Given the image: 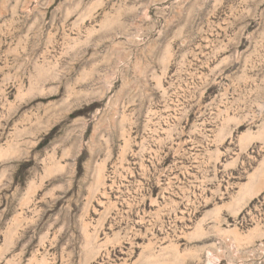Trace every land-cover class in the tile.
Returning a JSON list of instances; mask_svg holds the SVG:
<instances>
[{"label": "rangeland", "instance_id": "rangeland-1", "mask_svg": "<svg viewBox=\"0 0 264 264\" xmlns=\"http://www.w3.org/2000/svg\"><path fill=\"white\" fill-rule=\"evenodd\" d=\"M0 264H264V0H0Z\"/></svg>", "mask_w": 264, "mask_h": 264}]
</instances>
